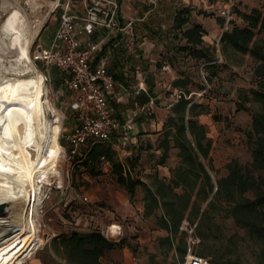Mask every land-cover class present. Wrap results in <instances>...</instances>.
I'll return each mask as SVG.
<instances>
[{
    "label": "rangeland",
    "instance_id": "rangeland-1",
    "mask_svg": "<svg viewBox=\"0 0 264 264\" xmlns=\"http://www.w3.org/2000/svg\"><path fill=\"white\" fill-rule=\"evenodd\" d=\"M66 1L0 0V27L15 9L21 10L30 25L26 32L31 39L30 58L45 77L43 101L46 115L54 124L64 149L57 171L52 172L42 185L39 206L31 210L27 227L0 231V264L63 263L64 260L52 248L54 236L94 228L107 236L111 234L109 227L113 223L120 226L119 232L115 231V239H123V246L108 251L101 258L105 264L114 261L123 264H181L191 240L192 228L188 224L192 222L191 217L186 215L188 219L182 222L179 230L170 233L162 225L164 209L156 207L149 212L146 207L150 203L146 198V187L154 191L162 183H168L172 171L181 162L179 149L172 141L167 156H164L165 125L173 113V106L184 95L198 104L199 109L206 110L196 119L205 126L212 141L211 162L205 160V163L213 167L211 170L208 166L215 184L228 175L226 166L233 159H238L242 165H251L253 158L247 132L253 128V114L261 109V104L251 94L253 89L259 88L261 79L256 75V68L261 62L250 54L223 47L221 38L223 32L234 24H246L240 12L251 13L258 8L264 13V0H118L120 10L126 9L133 22L124 33L106 44L103 53L108 67L117 63L115 72H119L118 75L128 83L125 85L121 79L116 80V92L127 96L123 102L113 97L111 105L122 119L130 122L133 140L128 143L114 140L111 144L126 169L146 185H139L133 197L117 182L108 161L103 159L98 166L99 174L93 175L80 164L79 156L70 155L66 136L77 124L76 114L71 109L74 93L63 86L57 69H46L33 61L36 51L50 44L59 25L61 5ZM58 2L61 3L59 6ZM71 7L82 14L83 0H72ZM185 7L190 9L191 20L183 29L196 23L205 28L203 46L214 52V67H208L204 59H198L190 54V50L184 49L186 39L182 31L174 27V19L176 12ZM227 9L230 10L229 17L222 13ZM0 36H4L0 39L1 66L8 54L3 50L7 37L1 31ZM256 38H264V32L257 33ZM10 54L14 57V53ZM150 89L156 96L142 104V93ZM34 90L37 94V89ZM27 99L23 96L20 103L0 106V162L5 160L0 169L6 171L2 174L5 178L14 163V172L19 175L31 154L25 151L30 114ZM6 108L17 110L19 118L17 124L12 122L14 126L9 125L12 127L9 135L2 119ZM88 145H84L80 153ZM12 147L14 154L4 158L2 154ZM11 183L13 187L14 183ZM163 191L172 196L169 188ZM176 191L180 193L181 189ZM246 196L255 198L252 191ZM14 199L11 196L7 200L9 204L0 209V216L13 218V209L17 207ZM176 202L178 208H183L182 200ZM206 206L207 202L202 210ZM253 214L260 216L258 212ZM201 215L202 212L195 218L193 229L201 221ZM18 223L15 221L16 225ZM196 233L195 242H192L196 254L198 250H211L226 264H264V236L252 232L249 226L239 225L229 214L224 199L216 201ZM169 234L172 236L170 240L167 239Z\"/></svg>",
    "mask_w": 264,
    "mask_h": 264
},
{
    "label": "trees",
    "instance_id": "trees-1",
    "mask_svg": "<svg viewBox=\"0 0 264 264\" xmlns=\"http://www.w3.org/2000/svg\"><path fill=\"white\" fill-rule=\"evenodd\" d=\"M240 15L246 24L244 26L234 24L226 29L222 34L221 43L223 47L229 46L243 54H250L256 61L261 62L256 68V75L261 79L258 83L259 88L251 91L254 100L261 104V109L253 114V128L247 132L253 160L248 166L242 165L238 159H233L226 166L228 175L218 179L215 184L208 166L210 165L211 170L213 167L205 163V160L211 162L212 141L207 135L205 126L199 124L196 119L206 110L203 107L199 109L198 104L181 95L165 125L164 151V156H167L172 141L173 146L179 149L180 165L172 171V178L168 183H162L154 191L150 187L145 189L146 198L150 200L146 206L148 211L162 207L164 209L162 225L170 233L179 230L182 222L188 219L185 218L186 215L191 217L192 222L189 221L188 224L193 227L195 218L202 212L201 221L193 229V237H197L196 231L211 208L217 200L224 199L227 201L229 214L239 225L249 226L252 232L264 236V38L259 40L256 38L257 33L264 32V13L261 9L255 8L251 13L240 12ZM190 20L189 8L185 7L176 12L174 27L181 30L186 39L184 49L190 50V54L198 59H204L208 67H214V52L210 47L203 46L205 28L196 23L190 28L183 29ZM116 67H118L117 63L114 67H110L109 71L116 80L122 79V76L118 75L119 72H115ZM151 92L152 89L142 93L141 96L144 97L142 104L156 96ZM77 156L80 164L93 175L99 174L98 166L103 159L108 161L117 182L129 192L131 197L135 195L139 185L146 186L133 177L131 170L126 169L111 143L91 141L86 150ZM166 187L172 192L171 197L165 195L163 190ZM179 188L180 193L176 191ZM251 191L255 194L254 199L246 196ZM177 199L183 201V208L176 206ZM205 202L207 206L202 210ZM189 207L190 211L187 212ZM253 212H258L260 216L255 217ZM185 233L188 234L187 230ZM171 237L169 234L167 239L170 240ZM51 245L54 252L64 260L59 264H105L101 258L108 251L123 246V239L108 237L100 229L94 228L84 232L73 230L70 234H58L53 237ZM198 254L211 257L214 263L226 264L211 250H198ZM112 264L123 263L114 261Z\"/></svg>",
    "mask_w": 264,
    "mask_h": 264
},
{
    "label": "built area",
    "instance_id": "built-area-1",
    "mask_svg": "<svg viewBox=\"0 0 264 264\" xmlns=\"http://www.w3.org/2000/svg\"><path fill=\"white\" fill-rule=\"evenodd\" d=\"M71 3L72 0H67L61 5L59 25L50 44L40 47L33 61L46 69H57L63 86L74 93L71 109L76 114L77 124L66 140L70 155H78L91 141L128 143L133 140L130 122L122 119L110 103L109 95L116 87V79L103 53L104 46L125 32L132 21L122 24L118 0H83L82 14L74 11ZM222 13L230 16L229 9ZM191 228V240L181 264H213L209 258L192 250L195 239ZM119 229V225L111 224V234L107 236L115 238L114 231L119 232Z\"/></svg>",
    "mask_w": 264,
    "mask_h": 264
},
{
    "label": "bare ground",
    "instance_id": "bare-ground-1",
    "mask_svg": "<svg viewBox=\"0 0 264 264\" xmlns=\"http://www.w3.org/2000/svg\"><path fill=\"white\" fill-rule=\"evenodd\" d=\"M20 11L13 10L0 27L1 33L7 37L4 40L3 50L8 54L6 62L0 66V106L9 107L7 105L20 103L19 99L23 96L29 99L30 114L27 120L29 132L25 151L31 154L27 157V164L19 175L14 172L15 163L11 171H7L6 178L2 176L6 174V171L0 169V207L9 204L7 200L11 196L15 197L14 203L17 204V207L13 209L15 212L13 218L0 216L1 232L23 230L27 227L31 210L39 206L43 183L48 180L52 172L57 171V163L64 154L55 126L48 121L46 115L43 101L45 77L35 68L30 58L31 39L27 37L28 35L26 36L30 25ZM3 37L0 36V39H4ZM9 53H14V57ZM10 87H15V89H10ZM35 88L37 94L34 93ZM4 110L2 119L5 123L4 129L9 135L11 126H14L12 122L17 124L19 118L16 114L17 110L7 108ZM8 139L11 140L10 137ZM12 149L13 147L2 154L4 158L14 154ZM4 161L0 162L2 163L0 166H3ZM14 178L16 179L13 180ZM11 182L14 183L13 187L10 186ZM15 221L19 222L18 225Z\"/></svg>",
    "mask_w": 264,
    "mask_h": 264
},
{
    "label": "crops",
    "instance_id": "crops-1",
    "mask_svg": "<svg viewBox=\"0 0 264 264\" xmlns=\"http://www.w3.org/2000/svg\"><path fill=\"white\" fill-rule=\"evenodd\" d=\"M120 18H121V21H122V24L123 25H125L126 23H128V22H130V21H132L131 19H132V16H131V14L125 9V11L124 10H121V13H120ZM133 22V21H132ZM122 33H124V32H122ZM42 47V46H41ZM61 75V74H60ZM122 82H123V84H128L127 83V79H124L123 77H122ZM116 86H117V81H116ZM119 93H117L116 92V87H115V89L112 91V93L109 95V100H110V103H111V99H113V97H118V101L119 102H123L124 100H125V97L127 96V94H122V95H120ZM123 107H124V105H123ZM122 118V117H121Z\"/></svg>",
    "mask_w": 264,
    "mask_h": 264
},
{
    "label": "water",
    "instance_id": "water-1",
    "mask_svg": "<svg viewBox=\"0 0 264 264\" xmlns=\"http://www.w3.org/2000/svg\"><path fill=\"white\" fill-rule=\"evenodd\" d=\"M2 207H3V206H2ZM2 207H0V209H1Z\"/></svg>",
    "mask_w": 264,
    "mask_h": 264
}]
</instances>
